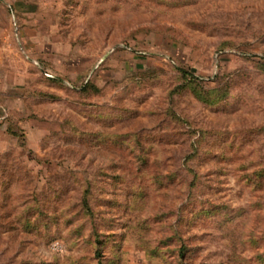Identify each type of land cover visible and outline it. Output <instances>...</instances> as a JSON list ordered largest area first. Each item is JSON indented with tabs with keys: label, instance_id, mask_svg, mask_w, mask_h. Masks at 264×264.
Masks as SVG:
<instances>
[{
	"label": "rangeland",
	"instance_id": "374dc122",
	"mask_svg": "<svg viewBox=\"0 0 264 264\" xmlns=\"http://www.w3.org/2000/svg\"><path fill=\"white\" fill-rule=\"evenodd\" d=\"M0 264H264V0H0Z\"/></svg>",
	"mask_w": 264,
	"mask_h": 264
}]
</instances>
